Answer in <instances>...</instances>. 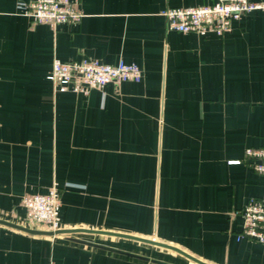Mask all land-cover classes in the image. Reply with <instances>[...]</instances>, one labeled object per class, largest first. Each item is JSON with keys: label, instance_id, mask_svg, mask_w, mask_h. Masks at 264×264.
<instances>
[{"label": "crops", "instance_id": "crops-1", "mask_svg": "<svg viewBox=\"0 0 264 264\" xmlns=\"http://www.w3.org/2000/svg\"><path fill=\"white\" fill-rule=\"evenodd\" d=\"M30 1L0 0V218L46 229L23 198L57 186L60 228L264 264V243L237 237L241 211L264 199V176L243 161L246 148H264V11L201 34L171 28L165 12L216 0H72L84 16L56 26L23 14ZM55 59L123 60L143 76L60 91ZM115 249L197 264L130 238L0 223V264H158Z\"/></svg>", "mask_w": 264, "mask_h": 264}, {"label": "built area", "instance_id": "built-area-1", "mask_svg": "<svg viewBox=\"0 0 264 264\" xmlns=\"http://www.w3.org/2000/svg\"><path fill=\"white\" fill-rule=\"evenodd\" d=\"M253 10L264 11V0H216L213 4L196 7L169 8L165 14L169 26L183 32L219 34L229 30L234 18ZM22 12L37 22L56 26L81 20L84 13L72 0H34L25 2ZM143 73L139 65L120 60L117 64H103L97 60L61 61L55 59L51 78L60 91L88 94L93 88H101L108 82L123 80L140 81ZM243 161L264 176V148H246ZM23 205L27 217L34 224H42L48 230L61 227L60 192L53 186L45 193L25 195ZM242 230L238 239L264 243V199L252 197L241 211Z\"/></svg>", "mask_w": 264, "mask_h": 264}, {"label": "water", "instance_id": "water-1", "mask_svg": "<svg viewBox=\"0 0 264 264\" xmlns=\"http://www.w3.org/2000/svg\"><path fill=\"white\" fill-rule=\"evenodd\" d=\"M0 223L28 232V233H32V234H42V235H56V234H61V233H74V232H78V231H87V232H94V233H103V234H109V235H114V236H118V237H123V238H130V239H134L140 242H145L148 244H152L155 246H159L162 248H166L169 250H173L183 256H185L186 258L192 260L193 262L197 263V264H211L209 262H206L204 260H202L201 258H198L196 256H194L193 254L183 250L182 248L175 246L173 244L170 243H166V242H162V241H158L152 238H146V237H142V236H138V235H134V234H128V233H122V232H115V231H107V230H89V229H84V228H70V229H65V228H59L56 230H48V229H36V228H29L27 226H23L21 224H18L16 222H12L3 218H0ZM73 240L76 241H80V242H85L88 243L84 240H78L75 238H72ZM116 250V249H115ZM116 251H120V250H116ZM124 254L130 255V256H135L138 258H142L145 260H151L154 263H158V264H175L172 262H168V261H164V260H160V259H155V258H149L147 256H142V255H138V254H134L131 252H127V251H120Z\"/></svg>", "mask_w": 264, "mask_h": 264}]
</instances>
